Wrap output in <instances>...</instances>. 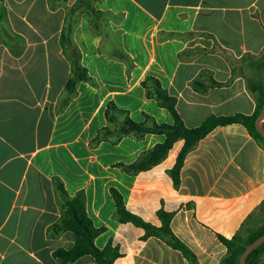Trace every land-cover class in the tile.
<instances>
[{
	"label": "crops",
	"instance_id": "crops-1",
	"mask_svg": "<svg viewBox=\"0 0 264 264\" xmlns=\"http://www.w3.org/2000/svg\"><path fill=\"white\" fill-rule=\"evenodd\" d=\"M24 1L0 0V10L11 16ZM37 5L40 19L47 9L52 17V0H30V9ZM96 7L118 16L111 27L120 26L135 66L128 75L125 64L98 52L102 38L81 13L74 39L98 85L80 82L63 111L70 75L64 52H27L37 43L21 50L14 37L6 43L0 34V264H97L90 255L68 263L54 255L75 243L71 231L54 229L64 202L56 178L69 196L85 192L88 216L104 228L95 245L111 243L120 252L113 264L191 262L162 237L145 238L144 228L115 218L112 187L147 223L160 227V213L170 215L173 234L199 264H220L228 253L223 239L264 218V146L246 126H218L200 139L184 158L178 184L171 171L183 140L161 163L136 174L115 164L135 162L164 135L125 136L96 147L90 141L107 124L109 101L137 122L144 113L173 122L146 96L141 82L148 76L176 96L187 127L211 115L253 114L257 97L249 82H264V0H100Z\"/></svg>",
	"mask_w": 264,
	"mask_h": 264
},
{
	"label": "trees",
	"instance_id": "trees-1",
	"mask_svg": "<svg viewBox=\"0 0 264 264\" xmlns=\"http://www.w3.org/2000/svg\"><path fill=\"white\" fill-rule=\"evenodd\" d=\"M64 1L66 2L67 0ZM97 1L100 0H76L72 6L66 8L59 42L62 52H64L70 63V75L65 85V104L60 111H63L77 95V88L80 82H88L94 87L98 85L94 78L90 76L88 68L82 64V53L74 39V32L78 26L81 13L87 14L91 28L102 38L98 52L106 54L109 59L125 64L128 75H130L135 66L134 59L124 49L122 30H112L111 21L119 23L118 16L110 10L97 8L95 5ZM141 84L146 91V96L155 99L160 107L167 109L173 118V122H158L152 115L147 113H144L145 119L143 121L137 122L130 117L129 111L119 108L114 101H109L104 112L107 124L100 128L96 136L90 141L92 147L98 146L103 141L117 144L125 136H132L137 140L143 139L148 133L165 136L164 141L142 152L135 162L131 164L116 163L115 166L123 171L129 174H136L154 167L167 157L169 151L179 140H183L182 149L171 171L174 182L178 184L184 158L197 142L216 127L234 123H241L246 126L250 134L264 146V138L255 126V121L260 115L264 104V82H249L250 91L257 97V104L253 114L211 115L196 127H187L185 125L177 109L178 100L176 96L163 88L158 79L148 76ZM56 185L64 202L62 204L63 211L60 222L54 226V229L60 228L71 231L74 234L75 243L68 250L59 249L54 251V255L59 257L64 263L90 255L97 264H113L115 259L120 256V252L111 243H108L104 249H99L95 245V238L104 228H96L88 216L85 192L81 190L74 196H69L63 182L59 178H56ZM110 192L116 203L115 218L122 222L129 221L136 226L144 228L145 238L151 235L162 237L173 248L180 250L190 260L191 264H199L194 253L173 234L170 227V215L160 213L162 225L156 227L129 212L125 207L122 195L116 188L112 187ZM262 234H264V219L253 226H244L231 239H223L228 248V253L220 264H239L241 255L246 247ZM263 255L264 243L249 254L246 264H261Z\"/></svg>",
	"mask_w": 264,
	"mask_h": 264
},
{
	"label": "rangeland",
	"instance_id": "rangeland-1",
	"mask_svg": "<svg viewBox=\"0 0 264 264\" xmlns=\"http://www.w3.org/2000/svg\"><path fill=\"white\" fill-rule=\"evenodd\" d=\"M98 2L99 1L95 2V5H98ZM66 5L67 3L64 0H52V8L50 9L52 11V17L49 16V9H47L46 19H40L37 16L36 12L39 7L38 5L30 9V0L24 1L18 5L11 16H6L5 13H2L0 10V15L2 17L0 21V34L3 35V41L12 43L13 41H11V38L14 37L16 40L15 47H20L21 50L27 47L28 42L37 43L36 46L33 45L29 47L27 52H34L35 49H37L36 52H62L58 44L59 31L67 10ZM17 13L21 16L19 17ZM84 15L81 14L80 18L84 17ZM23 16H25V19L22 18ZM112 26V30L120 28L119 25L113 24ZM44 39L47 40L46 44L43 41ZM225 52L229 51L225 50ZM58 73L59 71L57 72L54 70V77L55 74Z\"/></svg>",
	"mask_w": 264,
	"mask_h": 264
},
{
	"label": "water",
	"instance_id": "water-1",
	"mask_svg": "<svg viewBox=\"0 0 264 264\" xmlns=\"http://www.w3.org/2000/svg\"><path fill=\"white\" fill-rule=\"evenodd\" d=\"M264 104L262 106V110L260 115L258 116V118L255 121V126L257 128V130L259 131V133L261 134V136L264 138ZM264 243V234H262L260 237H258L257 239H255L253 242H251L246 249L244 250V252L241 255L240 258V262L239 264H246L247 262V258L249 256V254L255 249L257 248L259 245Z\"/></svg>",
	"mask_w": 264,
	"mask_h": 264
}]
</instances>
